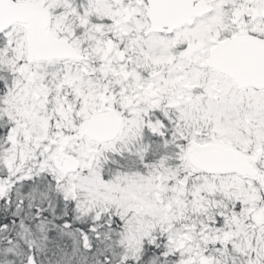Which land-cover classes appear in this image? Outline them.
Here are the masks:
<instances>
[{"label":"snow or ice","instance_id":"6c2138e0","mask_svg":"<svg viewBox=\"0 0 264 264\" xmlns=\"http://www.w3.org/2000/svg\"><path fill=\"white\" fill-rule=\"evenodd\" d=\"M0 264H264V0H0Z\"/></svg>","mask_w":264,"mask_h":264}]
</instances>
